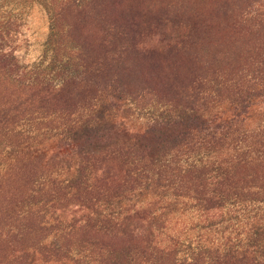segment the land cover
I'll return each instance as SVG.
<instances>
[{
  "label": "trees",
  "instance_id": "1",
  "mask_svg": "<svg viewBox=\"0 0 264 264\" xmlns=\"http://www.w3.org/2000/svg\"><path fill=\"white\" fill-rule=\"evenodd\" d=\"M16 1L39 3L49 19L42 55L24 68L22 84L11 81L12 63L0 54L1 171L23 170L20 215L58 240L77 225L125 235L136 222L153 242L176 218L190 214L198 225L202 214L233 207L243 213L241 233L200 244L180 264H264V0H220L212 18L227 30L226 52L204 43L213 19L151 21L144 0L123 8L128 0ZM156 29L164 51L184 52L196 66L187 83L166 85L172 100L138 126L137 76L122 73L131 71L130 54H147L143 38ZM243 56L250 61L234 62ZM19 157L40 167L26 176ZM69 198L82 201L85 214L63 228L55 210ZM134 229L129 236L139 237ZM151 248L128 250L125 259L176 256Z\"/></svg>",
  "mask_w": 264,
  "mask_h": 264
},
{
  "label": "rangeland",
  "instance_id": "2",
  "mask_svg": "<svg viewBox=\"0 0 264 264\" xmlns=\"http://www.w3.org/2000/svg\"><path fill=\"white\" fill-rule=\"evenodd\" d=\"M30 1V0H28ZM142 0H128L119 2L123 8L126 4L134 2L139 4ZM150 12V19L169 15L171 18H179L192 24L193 15L202 16L204 19H213L217 12L220 0H144ZM223 1V0H222ZM23 4H26L25 6ZM140 8V9H142ZM236 9V8H235ZM214 20V19H213ZM218 21L214 20L210 37L204 43L210 42L211 48L226 52L224 39L228 35L224 27H216ZM49 28V19L44 8L37 2L21 4L16 0H0V54H6L11 61L8 74L11 81L17 85L22 84L25 76L24 68L37 64L43 51ZM186 31V29H184ZM164 38L161 29L144 36L143 42L147 54H130L126 61L130 64L131 71L122 73L123 79L137 76L135 97L132 111V124H149L150 119L158 116L161 100H172L171 94L166 89L169 83L180 86L191 78V72L196 66L186 62L184 52L168 53L162 49L161 40ZM222 50V51H220ZM215 53V52H214ZM212 54L205 53V58ZM222 55H220L221 57ZM222 58V57H221ZM182 66H176L177 61ZM243 56L236 64L249 62ZM134 68V69H132ZM132 80V78H131ZM54 81V80H53ZM56 84V82H53ZM136 106V108H135ZM159 106V107H158ZM135 130V125H127ZM127 127V128H128ZM5 145L0 141V264H88L102 262L112 264L118 261L120 264H180L183 259L191 258L200 244L214 241L220 242L226 237H236L241 233L240 224L243 221V213L238 209L229 207L224 210L214 209L209 213L194 220H199L198 225L187 214L167 223L155 241H147L144 228L140 223L132 222L128 225V231L121 235L117 230L101 231L97 228H83L77 225L72 230H67L61 240L52 232L41 231L38 223L32 216L23 218L20 215L21 200L26 192V181L17 169L10 176L3 177L1 168L4 162ZM56 151L53 148L51 153ZM19 166H24V174L31 176L40 167L37 160H26L23 157L17 159ZM82 201L76 198L66 199L55 210L56 215H62L66 228L73 220L80 219L85 210ZM84 202V201H83ZM144 226V225H143ZM139 228V237L129 236L134 228ZM66 230V229H63ZM135 230V229H134ZM128 235V236H127ZM144 238L139 240V238ZM151 246L159 249L170 247L176 252V256L159 255L141 257L140 255L125 259L128 250L141 252L152 251ZM55 248L62 250L60 253ZM68 251V255H64ZM122 255V258L119 257ZM114 260V261H113ZM183 264V263H182Z\"/></svg>",
  "mask_w": 264,
  "mask_h": 264
}]
</instances>
